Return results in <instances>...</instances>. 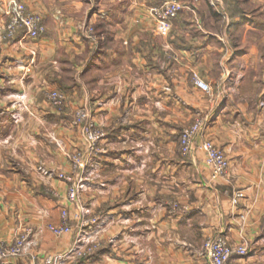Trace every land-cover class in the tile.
<instances>
[{"label":"crops","instance_id":"0c3cea01","mask_svg":"<svg viewBox=\"0 0 264 264\" xmlns=\"http://www.w3.org/2000/svg\"><path fill=\"white\" fill-rule=\"evenodd\" d=\"M12 1L0 0V34ZM20 1L47 31L0 41V247L28 230L31 243L4 264L68 251L93 218L94 252L61 264H210L202 246L220 234L248 244L239 264H264V0H200L201 13L171 24L149 12L164 0ZM52 91L65 96L62 110ZM20 94L28 108L14 123ZM79 108L89 117L74 127ZM197 120L199 139L228 159L224 178L212 179L201 151H180L181 132ZM87 127L104 134L94 149ZM78 150L85 166L75 180L87 189L71 201L57 175ZM64 211L72 231L56 236L47 226L62 224Z\"/></svg>","mask_w":264,"mask_h":264},{"label":"built area","instance_id":"2783aa9c","mask_svg":"<svg viewBox=\"0 0 264 264\" xmlns=\"http://www.w3.org/2000/svg\"><path fill=\"white\" fill-rule=\"evenodd\" d=\"M184 5L176 0H164L156 6L149 8L150 14L158 21L171 24L176 20L180 13L184 11ZM5 14L8 20L5 24L4 31L0 34V41L13 40L19 33H23L24 37L28 39H38L45 35L47 26L44 23L41 13L35 12L29 8L24 2L14 0L7 5ZM85 32L93 40H96V35L92 27H87ZM194 83L199 89L206 93L211 92V87L204 82L199 76L194 75ZM51 104L62 110L65 106V96L59 91H52L49 94ZM14 106L16 111L11 114L14 123L22 121V112L25 109L22 107L25 101L24 94L14 96ZM263 105V104H262ZM89 115L83 108L76 110L71 125L74 127H82ZM205 122L197 120L191 126L185 128L179 137V148L183 155H188L194 150H199L204 154L205 163L212 171V179L224 178L228 175L229 162L222 149L217 147L210 140L199 139L204 128ZM86 146L89 149H94L95 145L103 137V132L95 127H87L85 132ZM85 166V156L81 150L73 152L70 155V171L68 173L62 172L57 176L69 184L67 196L71 201L76 200L78 191H85L87 189L85 180L83 178L78 181L79 172ZM96 167L97 165L94 164ZM43 175L49 176V172L43 168H39ZM243 197L242 192L234 193L232 203L237 204ZM89 214V209L84 211ZM249 211L241 216L243 221L246 220ZM62 224L48 225V230L56 236H61L70 233L72 228L67 224L68 214L66 211L62 212ZM89 223L94 224L90 230L79 231L73 246L66 252L56 255H47L38 263L36 258H32L29 264H61L64 260H79L91 255L95 249L96 236L100 232L99 221L97 218L89 220ZM30 236L29 230L17 236L15 241L10 246L0 247V264H4L6 260L15 257H23L31 245L28 240ZM202 250L210 264H239L238 258L246 256L249 253L248 244L238 246L232 245L228 238L223 234L208 237Z\"/></svg>","mask_w":264,"mask_h":264},{"label":"rangeland","instance_id":"374dc122","mask_svg":"<svg viewBox=\"0 0 264 264\" xmlns=\"http://www.w3.org/2000/svg\"><path fill=\"white\" fill-rule=\"evenodd\" d=\"M176 1H179L181 4H183L184 5V11H182L181 13H180V15L181 14H183V13H190L191 15H193V16H197L198 14H199V12L201 13V9H197V7L199 6L198 5V3L200 2V0H176ZM206 1V2H205ZM207 2H209V0H203V6H206L207 5ZM92 4L94 5V6H96V4H95V1L94 0H92ZM198 5V6H197ZM207 7V6H206ZM210 8V7H209ZM207 13H208V11H207ZM210 14H211V11L209 12ZM179 15V16H180ZM43 16V15H42ZM180 17H178L177 19H179ZM176 19V20H177ZM206 25H208L209 27H210V23L209 24H206ZM87 28V25L86 24H82V26H81V30L83 31V32H85V29ZM208 29H210V28H208ZM95 32V31H94ZM60 92V91H59ZM25 110H26V107H27V104H23V106H22ZM28 108V107H27ZM22 118H23V116H22Z\"/></svg>","mask_w":264,"mask_h":264},{"label":"trees","instance_id":"16d2710c","mask_svg":"<svg viewBox=\"0 0 264 264\" xmlns=\"http://www.w3.org/2000/svg\"><path fill=\"white\" fill-rule=\"evenodd\" d=\"M175 21V20H174Z\"/></svg>","mask_w":264,"mask_h":264}]
</instances>
